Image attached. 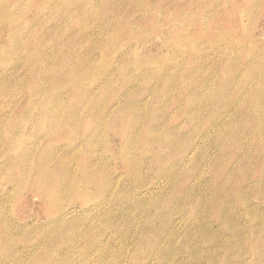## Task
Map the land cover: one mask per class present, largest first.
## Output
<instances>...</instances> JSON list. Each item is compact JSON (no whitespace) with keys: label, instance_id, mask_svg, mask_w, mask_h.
Instances as JSON below:
<instances>
[{"label":"rangeland","instance_id":"obj_1","mask_svg":"<svg viewBox=\"0 0 264 264\" xmlns=\"http://www.w3.org/2000/svg\"><path fill=\"white\" fill-rule=\"evenodd\" d=\"M0 264H264V0H0Z\"/></svg>","mask_w":264,"mask_h":264},{"label":"bare ground","instance_id":"obj_2","mask_svg":"<svg viewBox=\"0 0 264 264\" xmlns=\"http://www.w3.org/2000/svg\"><path fill=\"white\" fill-rule=\"evenodd\" d=\"M78 82H79V81H78ZM211 95H212V94H211ZM49 103H50V102H49ZM48 107H49V106H48ZM52 107H53V106H52ZM51 110H52V109H51ZM49 112H50V111H49ZM52 112H53V111H52ZM52 112H51V113H52ZM59 112H60V111H59ZM58 114H59V113H58ZM51 115H52V114H51ZM54 116H55V115H54ZM58 117H59V116H58ZM196 117H197V116H196ZM40 184H41V183H40Z\"/></svg>","mask_w":264,"mask_h":264}]
</instances>
